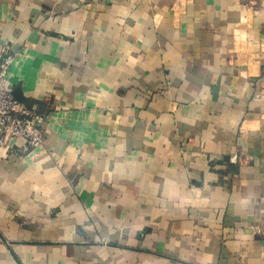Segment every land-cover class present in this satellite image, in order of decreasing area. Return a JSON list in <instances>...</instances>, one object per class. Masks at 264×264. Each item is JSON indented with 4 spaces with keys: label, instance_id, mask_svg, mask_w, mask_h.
I'll use <instances>...</instances> for the list:
<instances>
[{
    "label": "crops",
    "instance_id": "crops-1",
    "mask_svg": "<svg viewBox=\"0 0 264 264\" xmlns=\"http://www.w3.org/2000/svg\"><path fill=\"white\" fill-rule=\"evenodd\" d=\"M4 46L0 264H264V0H0Z\"/></svg>",
    "mask_w": 264,
    "mask_h": 264
},
{
    "label": "built area",
    "instance_id": "built-area-1",
    "mask_svg": "<svg viewBox=\"0 0 264 264\" xmlns=\"http://www.w3.org/2000/svg\"><path fill=\"white\" fill-rule=\"evenodd\" d=\"M13 50L9 46L2 48L0 63V149L8 148L13 140L22 152L43 148L46 140L45 117L14 95L9 85L8 75L13 66ZM21 142V143H19ZM241 156L229 158V163L237 164Z\"/></svg>",
    "mask_w": 264,
    "mask_h": 264
},
{
    "label": "water",
    "instance_id": "water-1",
    "mask_svg": "<svg viewBox=\"0 0 264 264\" xmlns=\"http://www.w3.org/2000/svg\"><path fill=\"white\" fill-rule=\"evenodd\" d=\"M14 95L20 101H22V102L25 101L24 96H23V92L21 91V88L19 86L15 89Z\"/></svg>",
    "mask_w": 264,
    "mask_h": 264
},
{
    "label": "rangeland",
    "instance_id": "rangeland-1",
    "mask_svg": "<svg viewBox=\"0 0 264 264\" xmlns=\"http://www.w3.org/2000/svg\"><path fill=\"white\" fill-rule=\"evenodd\" d=\"M18 53H19V52L13 54V59H14L13 65H14V63H15V61H16V59H17ZM12 68H13V66H12ZM12 68H11V69H12Z\"/></svg>",
    "mask_w": 264,
    "mask_h": 264
}]
</instances>
